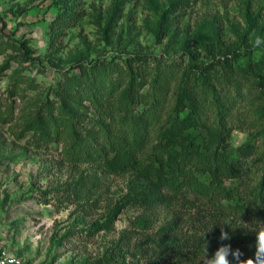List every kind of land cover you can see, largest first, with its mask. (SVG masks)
Here are the masks:
<instances>
[{
	"label": "rangeland",
	"instance_id": "obj_1",
	"mask_svg": "<svg viewBox=\"0 0 264 264\" xmlns=\"http://www.w3.org/2000/svg\"><path fill=\"white\" fill-rule=\"evenodd\" d=\"M258 36L264 37V0H0V243L27 264H173L171 251L153 252L165 226L200 231L210 208L193 194L170 207L126 202L148 178L110 172L95 156L107 141L132 135L117 108L130 80L125 61L147 56L134 65L145 96L134 114L152 112L137 132L147 135L140 154L174 120L185 84L194 85L186 71L207 67L222 100L232 104L223 117L235 126L229 148L238 155L239 147L255 146L245 162L258 180L264 166ZM156 74L165 91L154 88ZM86 77L114 110L100 115L91 94H80ZM206 97L209 105L216 101ZM212 108L201 110L204 124L186 131L205 149L217 145Z\"/></svg>",
	"mask_w": 264,
	"mask_h": 264
},
{
	"label": "trees",
	"instance_id": "obj_2",
	"mask_svg": "<svg viewBox=\"0 0 264 264\" xmlns=\"http://www.w3.org/2000/svg\"><path fill=\"white\" fill-rule=\"evenodd\" d=\"M58 21L56 27L62 22ZM146 59V55L126 59L130 80L117 101V108L124 112L123 120L132 135L121 142L107 141L99 146L95 153L98 162L113 173L136 171L148 178L143 188L128 196L126 202L140 207H170L177 200L190 199L189 194H193V200L210 208L209 217H204L209 218L208 223L203 220L200 231L181 234L176 231V225H166L163 235L155 242L154 254L171 251L176 256L173 264H214L216 253L225 248L229 264H264V250L258 252V235L264 236V166L260 178L255 180L248 174L245 162L257 152L255 146H241L237 149L238 155L232 154L229 142L235 126H228L223 120L230 103L220 97L209 68L186 71L187 78H195L194 85L190 88L185 84L179 94L174 120L147 154H140L139 147L147 135L137 132L148 123L152 112L134 114V106L145 97L140 93L142 80L134 65ZM85 81L86 89L80 94H91L88 98L96 111L104 115L114 110L110 101L103 100L93 81L89 77ZM110 84L113 88V83ZM198 85L202 91L195 92ZM153 86L160 92L165 91V86L158 83V74ZM261 87L264 94V76H261ZM206 96L216 101L209 105ZM206 107H213L219 118L217 145L212 149L203 148L192 133L186 134L190 127L204 124L201 110ZM184 111H187L186 116L180 118ZM258 113L264 126V106ZM198 214L203 213L199 210ZM224 233L227 238L221 239Z\"/></svg>",
	"mask_w": 264,
	"mask_h": 264
},
{
	"label": "clouds",
	"instance_id": "obj_3",
	"mask_svg": "<svg viewBox=\"0 0 264 264\" xmlns=\"http://www.w3.org/2000/svg\"><path fill=\"white\" fill-rule=\"evenodd\" d=\"M254 48L264 47V37H256L253 43ZM227 233L222 234L221 239H226ZM264 250V236L258 235V252ZM227 250L221 248L213 258L214 264H229Z\"/></svg>",
	"mask_w": 264,
	"mask_h": 264
},
{
	"label": "built area",
	"instance_id": "obj_4",
	"mask_svg": "<svg viewBox=\"0 0 264 264\" xmlns=\"http://www.w3.org/2000/svg\"><path fill=\"white\" fill-rule=\"evenodd\" d=\"M0 264H27L24 257L0 243Z\"/></svg>",
	"mask_w": 264,
	"mask_h": 264
}]
</instances>
